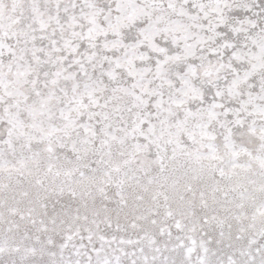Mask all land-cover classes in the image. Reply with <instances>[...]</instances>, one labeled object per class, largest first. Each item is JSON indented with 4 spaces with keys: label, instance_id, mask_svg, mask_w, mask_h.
I'll return each mask as SVG.
<instances>
[{
    "label": "snow or ice",
    "instance_id": "obj_1",
    "mask_svg": "<svg viewBox=\"0 0 264 264\" xmlns=\"http://www.w3.org/2000/svg\"><path fill=\"white\" fill-rule=\"evenodd\" d=\"M0 264H264V0H0Z\"/></svg>",
    "mask_w": 264,
    "mask_h": 264
}]
</instances>
